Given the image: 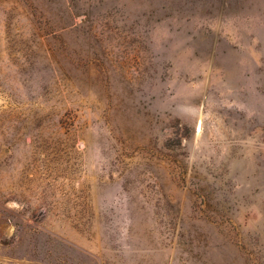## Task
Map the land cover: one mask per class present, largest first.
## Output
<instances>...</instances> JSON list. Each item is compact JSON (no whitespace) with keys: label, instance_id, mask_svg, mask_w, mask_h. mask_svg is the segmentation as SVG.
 <instances>
[{"label":"rangeland","instance_id":"374dc122","mask_svg":"<svg viewBox=\"0 0 264 264\" xmlns=\"http://www.w3.org/2000/svg\"><path fill=\"white\" fill-rule=\"evenodd\" d=\"M0 264H264V0H0Z\"/></svg>","mask_w":264,"mask_h":264}]
</instances>
